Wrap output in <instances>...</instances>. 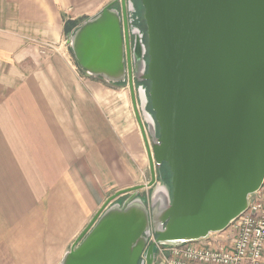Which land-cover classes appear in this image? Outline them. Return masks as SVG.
Wrapping results in <instances>:
<instances>
[{"label": "water", "instance_id": "1", "mask_svg": "<svg viewBox=\"0 0 264 264\" xmlns=\"http://www.w3.org/2000/svg\"><path fill=\"white\" fill-rule=\"evenodd\" d=\"M115 3L119 10L104 7L68 43L79 69L128 85L151 180L110 197L60 264H139L141 256L153 264L151 233L164 246L221 233L264 179V0H140L147 64L145 47L137 39L129 45L132 3ZM140 67L137 82L150 84L151 146L133 92ZM162 164L170 193L155 176ZM145 187L152 188L147 201L138 195Z\"/></svg>", "mask_w": 264, "mask_h": 264}, {"label": "crops", "instance_id": "2", "mask_svg": "<svg viewBox=\"0 0 264 264\" xmlns=\"http://www.w3.org/2000/svg\"><path fill=\"white\" fill-rule=\"evenodd\" d=\"M114 2L0 0V264H60L110 197L151 180L129 88L68 43Z\"/></svg>", "mask_w": 264, "mask_h": 264}, {"label": "built area", "instance_id": "3", "mask_svg": "<svg viewBox=\"0 0 264 264\" xmlns=\"http://www.w3.org/2000/svg\"><path fill=\"white\" fill-rule=\"evenodd\" d=\"M41 46L43 53L54 50L51 45ZM225 231L219 243L210 235L177 246L159 245L151 233L147 246L154 244L153 264H264V179L258 191L248 197L246 210ZM139 264H145L144 256Z\"/></svg>", "mask_w": 264, "mask_h": 264}, {"label": "rangeland", "instance_id": "4", "mask_svg": "<svg viewBox=\"0 0 264 264\" xmlns=\"http://www.w3.org/2000/svg\"><path fill=\"white\" fill-rule=\"evenodd\" d=\"M130 2L133 5V10L132 11H126L127 18L130 17V13H131L132 14V18H133V25H134V27L137 28V30H138L139 33H141L142 35H146V28L144 29L145 23H144V20H143V13H144V11H143V8L141 6L140 0H130ZM115 6H118L119 7V4H116ZM144 62H145V59H144ZM138 71H139V76H140V74L143 71V68L140 67V69H138ZM136 84H134V82H133L134 97L137 100L136 101V108H137V112L139 114V117H140V120H141L143 129L145 131L146 137L148 139V136H147V134H148V132H147L148 126H149L150 130L153 131L152 118L148 116L149 114L147 112H146V114H144L145 117H143V113L141 112V109H140L141 107H140V104H139V102H140L139 99L140 98H139V93H138V86H141L142 89H144L145 97H141V102H143V105H145L144 108H145V111H146V106H147L146 99H147V97L149 99V96H148L147 93H149L150 85L147 84V83H142V82L141 83H138L137 85ZM109 85H112V84L109 83ZM122 86H125V84H123ZM125 87L128 88V85L126 84ZM116 88H118V87H116ZM150 111H152V110H150ZM144 119L148 122V125H147V122ZM155 176H157V182L159 184L165 185V187L168 189V192L170 193L169 185L171 183V176H170V172H169L168 168L160 167L158 169V171L155 173ZM140 194L142 195L143 192H141ZM226 234H227V231H225L223 233L213 234L211 237L213 238V241L214 242L219 243V242L222 241V239L225 237Z\"/></svg>", "mask_w": 264, "mask_h": 264}, {"label": "flooded vegetation", "instance_id": "5", "mask_svg": "<svg viewBox=\"0 0 264 264\" xmlns=\"http://www.w3.org/2000/svg\"><path fill=\"white\" fill-rule=\"evenodd\" d=\"M126 17H127V14H126ZM137 18V17H136ZM129 23V24H128ZM127 24H128V40H129V45H130V47H132L133 46V44H134V42H135V40L137 39L144 47H145V56H144V59H145V62H146V64H147V62H148V58H147V46H146V42H147V37H146V35H142L141 33H139L138 32V30H137V28H135L134 27V25H133V18H132V14L130 13V17H128L127 18ZM144 71H142V73H143ZM140 74V76H139V71H137L136 72V76H135V78H134V76L132 77V80H133V82H134V84H138V82H137V79H139V77H141L143 74ZM142 83H147V84H149V82H146V81H144V82H142ZM136 84V85H137ZM140 85V84H139ZM150 85V84H149ZM138 87H140L141 89H142V87L141 86H138ZM142 90H144V89H142ZM148 94V93H147ZM137 101V100H136ZM146 103H147V106H146V111L145 112H147L149 115V117H151L152 118V121H155L154 120V113L152 112V111H150L151 110V106H150V100L148 99V97H147V99H146ZM150 109V110H149ZM146 114V113H145ZM156 124V123H155ZM148 129V128H147ZM147 132H148V134H147V136H148V139H147V141H148V143H149V146H151V137H150V132H149V130H147ZM158 132H159V129H158V127H157V125H156V127H155V135H156V137H158ZM161 167H163V168H167V166L165 165V164H162L161 165ZM170 186V185H169ZM145 260V259H144ZM145 262V261H144Z\"/></svg>", "mask_w": 264, "mask_h": 264}, {"label": "trees", "instance_id": "6", "mask_svg": "<svg viewBox=\"0 0 264 264\" xmlns=\"http://www.w3.org/2000/svg\"><path fill=\"white\" fill-rule=\"evenodd\" d=\"M145 28H146V27L144 26V29H145ZM76 29H77V28H76ZM76 29H75V30H76ZM75 30H74V31H75ZM74 31H73V32H74ZM73 32H72V33H73ZM114 87H122V85H114Z\"/></svg>", "mask_w": 264, "mask_h": 264}]
</instances>
